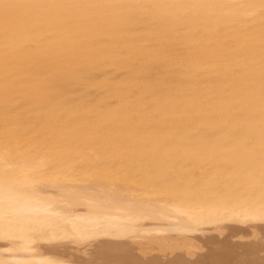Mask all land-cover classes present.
Segmentation results:
<instances>
[{
	"label": "bare ground",
	"instance_id": "obj_1",
	"mask_svg": "<svg viewBox=\"0 0 264 264\" xmlns=\"http://www.w3.org/2000/svg\"><path fill=\"white\" fill-rule=\"evenodd\" d=\"M117 40L167 78L150 118L16 94ZM121 191L182 217L117 227ZM0 264H264V0H0Z\"/></svg>",
	"mask_w": 264,
	"mask_h": 264
},
{
	"label": "snow or ice",
	"instance_id": "obj_2",
	"mask_svg": "<svg viewBox=\"0 0 264 264\" xmlns=\"http://www.w3.org/2000/svg\"><path fill=\"white\" fill-rule=\"evenodd\" d=\"M28 71L32 87L15 89L18 96L27 97L23 103L79 110L119 100L121 118L130 125L150 118L152 110L162 106L166 91L167 78L159 65L143 58L128 41H113L72 59H37ZM104 199L110 209V222L120 228L138 225L143 216L182 217L152 192H109ZM129 231L134 233V228Z\"/></svg>",
	"mask_w": 264,
	"mask_h": 264
}]
</instances>
